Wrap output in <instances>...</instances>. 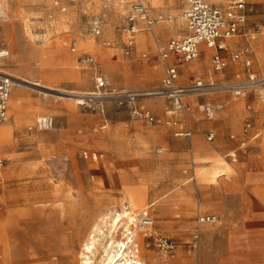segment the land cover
I'll use <instances>...</instances> for the list:
<instances>
[{"label": "rangeland", "instance_id": "rangeland-1", "mask_svg": "<svg viewBox=\"0 0 264 264\" xmlns=\"http://www.w3.org/2000/svg\"><path fill=\"white\" fill-rule=\"evenodd\" d=\"M127 1L132 0H0V49L9 51L0 62L1 70L53 90L14 85L12 92L18 90L19 97L14 101L12 94L10 118L0 125L11 126L10 134L0 141V160H5L0 167V191L5 189L3 196L0 193V239L7 236L11 251L6 259L0 255V264H82V245L94 222L101 223L104 234L91 261L105 264L103 248L111 239L113 211H122L125 203H132L127 197L131 192H139L142 202L140 206L131 204L132 209L150 206L154 232L177 245L174 255L164 258L144 248L141 234L136 236V254L143 264L231 263L233 244H240V260L264 263V237H251L247 247L243 246L247 240L234 242L237 237L232 234L264 224V220L257 224L248 220L250 211H264V187L255 196L246 186L250 166L264 172V140L246 142L239 149L246 120L254 123L256 119L259 125L255 129L264 137V103L257 96L264 89L250 91L238 100L227 94L186 98L189 110L183 118L190 121L192 139L211 146L210 155L196 146L193 154H184L173 126L132 121L125 110L114 106L100 115L63 99L62 92L93 90V72L82 62L85 55L95 58L111 86L142 90L161 85L163 74L156 47L184 33L181 0L143 1L150 15L170 17L172 22L158 23L152 35L138 33L131 56L123 54L119 32L121 5ZM213 1L225 4L227 0ZM249 5L253 11L245 27L228 39V51L219 54L228 56L238 46L255 41L264 48V0H249ZM97 16L104 24L101 35L95 37L90 21ZM255 30L256 38L251 40ZM204 49L196 61L181 67L179 85L194 77L233 81L235 73L242 70L241 63H229L223 73L213 71L214 51ZM143 54L147 57L142 58ZM257 75L264 77V73ZM209 102L226 105L210 121L200 110ZM144 104L161 118H169L168 100L154 98ZM233 105L237 110L232 111ZM223 115L237 117L239 122L233 132L236 143L225 150L227 140L215 133L214 140L207 142L206 134L197 130ZM39 117H53V127L38 129L35 122ZM159 148L162 153L157 152ZM234 152L236 161L227 156ZM216 160L230 169L215 181L204 180L199 173ZM192 168L196 177L189 181ZM153 201L158 202L151 206ZM199 209L215 215V223L197 226ZM124 223L112 230V238L122 235ZM205 226L209 230H204ZM194 233L199 234L196 249L189 245Z\"/></svg>", "mask_w": 264, "mask_h": 264}, {"label": "built area", "instance_id": "built-area-1", "mask_svg": "<svg viewBox=\"0 0 264 264\" xmlns=\"http://www.w3.org/2000/svg\"><path fill=\"white\" fill-rule=\"evenodd\" d=\"M181 3V19L185 24L186 34L158 44L156 47L157 58L164 66V76L160 86L142 90L111 86L106 81L101 66L95 58L91 55H85L82 62L93 72L94 88L90 91L74 92L69 96L75 106L100 115H103L109 106H114L125 110L130 119L135 122L148 125L166 124L175 126L176 121L157 117L152 110L144 105V102L154 98L166 99L170 103L168 114L175 117L186 115L189 107L185 103V99L190 96L227 94L233 99H238L250 91L264 89V77H258L257 74L251 71V63L248 60L244 62L247 68L245 78L233 81H204L200 77H196L186 85H178L179 67L188 65L199 58L201 44L219 51L223 48L217 44L219 39H229L238 34L240 27L246 22L247 0H227L223 6H216L209 3L208 0H181ZM121 7L123 9V23L119 27V32L123 37L122 51L125 56L134 54L135 37L138 33L152 32L160 22L167 24L172 22L170 17L151 16L143 0L127 1L122 3ZM103 24L104 19L101 16L94 17L90 21L91 34L95 37L100 36ZM256 33L257 31H254L251 37H254ZM248 51L246 47L237 49L231 53L229 61L237 62L239 59L246 58ZM8 56L7 49H0V62ZM146 57V54L142 55V58ZM211 64L215 72H221L227 67L228 61L216 52L212 55ZM14 83L15 79L0 68V125L7 120L8 103ZM201 108L205 117L212 118L222 106L206 103ZM35 124L40 130H49L53 127L54 120L51 117H39L36 119ZM248 129L249 126H246L244 132L247 133ZM29 130H32V127ZM175 136L190 138L191 131L178 128ZM259 137L260 134L256 133L252 136V139L255 140ZM212 139L213 134L210 133L207 140L211 141ZM162 151L160 148L157 149L158 153H162ZM4 163L5 160H0V167H3ZM123 208L133 218L130 221L128 233L133 237L132 248L136 253L138 243L135 242V238L139 232L143 237L144 248L153 249L164 258L174 254L177 247L174 240L154 232V220L151 217L150 206L135 211L130 203H125ZM216 220L215 215L200 214L197 216L196 222L201 225ZM198 239L199 234L195 233L191 243L193 248H197Z\"/></svg>", "mask_w": 264, "mask_h": 264}, {"label": "crops", "instance_id": "crops-1", "mask_svg": "<svg viewBox=\"0 0 264 264\" xmlns=\"http://www.w3.org/2000/svg\"><path fill=\"white\" fill-rule=\"evenodd\" d=\"M144 1V0H143ZM208 2L209 3H211V4H214V5H216V6H223L224 4H220V3H217V2H215V1H213V0H208ZM144 3V2H143ZM145 5V4H144ZM253 11V8L252 7H250V5H249V0H247V5H246V10H245V14H246V22L240 27V29H239V32H238V34L242 31V29L245 27V25H246V23H247V21H248V17H249V15H250V13ZM152 16V15H151ZM184 23V22H183ZM256 27V26H255ZM256 31V30H255ZM151 35L153 34V32L152 33H150ZM186 34V28H185V24H184V33L182 34V35H180V36H178V37H181V36H183V35H185ZM238 34H236V35H238ZM154 38V37H153ZM174 38H176V37H174ZM255 38H256V34H255V36L254 37H251L250 36V39L251 40H255ZM170 39H172V38H170ZM169 39V40H170ZM230 39V38H229ZM149 40V38L147 37V39H146V41H148ZM168 40V41H169ZM228 41V39H219L218 41H217V44L218 45H221L223 48L221 49V50H219L220 52L221 51H223V52H225V51H228V47H227V45H230V43H228L227 42ZM167 42V41H166ZM165 43V42H164ZM158 44H162V42H159ZM206 45L205 44H201L200 45V53L201 52H204L205 51V49H204V47H205ZM241 47H246V48H248V54H247V56H246V58H242V59H239L237 62H231V61H229V57H230V55H231V53L232 52H234V51H236L237 49H239V48H241ZM210 49V48H209ZM214 51V53H216V52H218V51H216V50H214V49H210V51ZM252 50H254V53H253V51ZM234 51H232L228 56H224V55H221L223 58H225L227 61H228V65H229V63H234V64H236V63H241L242 64V70L241 71H237L236 73H235V76H234V80L235 79H240V78H245L246 77V75H247V68H246V66H245V60H248V61H250V63H251V67H250V69H251V71L252 72H254L255 74H257V72H259V73H264V48H262L261 46H260V42L259 41H255V42H252V43H249V44H243V45H240V46H238ZM9 52V51H8ZM205 53V52H204ZM258 54H260L259 56H258ZM158 59V58H157ZM158 62H159V64L161 65V68H162V74H163V76H164V66H163V63L158 59ZM228 65H227V67H228ZM184 66V65H183ZM183 66H180L179 67V77L181 76V72H182V70H181V67H183ZM211 66H212V64H211ZM227 67L223 70V71H221V72H217V73H223L226 69H227ZM213 69V68H212ZM214 71V70H213ZM104 75V74H103ZM163 76H162V79H163ZM104 77H105V75H104ZM195 78V77H194ZM193 78V79H194ZM106 79V78H105ZM192 79V80H193ZM202 79V78H201ZM191 80V81H192ZM106 81H107V79H106ZM178 81H179V78H178ZM212 81V80H211ZM217 81H225L224 79H222V80H217ZM108 82V81H107ZM161 82H162V80H161ZM178 83V82H177ZM179 85V84H178ZM11 94H13L14 95V101H16V99L19 97V94H20V92L18 91V90H14ZM257 96L261 99V101H262V103H264V91H260V92H258L257 93ZM243 97H245V96H243ZM240 98H242V97H240ZM240 98H238V99H240ZM233 99V98H232ZM238 99H233V100H238ZM185 103H186V99H185ZM209 103H211V102H209ZM187 104V103H186ZM211 104H213V105H221L222 106V108L218 111V112H220V111H222V110H224V108H225V103L224 102H217V103H211ZM147 108H149L146 104H144ZM188 105V104H187ZM10 107H12V105H10ZM189 107V106H188ZM202 106H200V110L202 111V108H201ZM19 108H20V103H19ZM232 111H235V110H237L236 108H237V106L236 105H233L232 107ZM230 108V109H231ZM108 109V108H107ZM106 109V110H107ZM150 110H152L151 108H149ZM248 110H250V107H248L247 108ZM152 112L157 116V117H159V118H161L155 111H153L152 110ZM217 112V113H218ZM202 113H203V111H202ZM216 113V114H217ZM105 114V113H104ZM103 114V115H104ZM215 114V115H216ZM215 115H214V117H215ZM203 116H204V118L205 119H207L208 121H210V120H212L214 117H212V118H207V117H205V115L203 114ZM257 116H259V115H257ZM13 118V117H12ZM51 118H53V117H51ZM161 119H163V118H161ZM170 119H173L174 121H176V125L175 126H173V128H174V135H175V132L177 131V129L178 128H184V129H189L190 131H191V137L190 138H187V137H177V138H179V145H180V147L182 148V151H183V153L185 154V151H188V153H190V154H193L194 153V147L196 146V147H198L199 149H203V153H206V154H208V155H210L211 154V146H206L205 144H202L201 143V141H200V139H196L195 141L192 139L193 138V134H192V127H191V124H190V121H189V119L188 118H183V116H180V115H177V116H175V117H171V116H169V118H165V120H170ZM238 118L237 117H230V116H226V115H223V116H220L219 118H218V120L216 121V122H214V123H205V124H203V125H200L198 128H197V130H201L200 132H204L205 134H206V140H207V136L211 133V134H213V139L211 140V141H213L214 140V138H215V133H216V135H217V137L218 138H222V139H224V140H227L228 142H227V144H226V146L223 148V150H225L226 148H229V147H231L232 145H234L236 142H235V135L233 134V132H236L237 130H238ZM259 124H257V121H256V119H254V123H251V121H249V120H246L245 122H244V125H243V127H242V137L244 138V140L243 141H241L240 142V144H239V149H242V148H244L245 147V144H246V142H251V143H258L261 139L262 140H264V137H262V134L257 130V129H255L257 126H258ZM246 126H249V129H248V132L247 133H245L244 132V128L246 127ZM205 129H209V131H205ZM212 130V131H211ZM256 133H259L260 134V137L258 138V139H252V136L254 135V134H256ZM203 135V134H202ZM207 142H210L209 140H207ZM215 148V147H214ZM227 156H230L231 158H232V161H236V159H235V156H236V154H235V152L234 153H232V154H227ZM191 164L192 165H195V162H194V160L192 159L191 160ZM211 166H206V168L207 169H209ZM229 168L230 169V166L228 165V164H226V166H224L223 164H219V168ZM204 168L205 167H203V170H204ZM228 169V170H229ZM201 171L200 172V174H203V172H204V174L203 175H201V177L203 178V179H205V180H210V181H215L218 177H220V176H222V175H220V174H223L224 175V173L225 172H227L228 170H225L224 172H221L220 174H219V176H217L215 179H210L211 177H210V175H208L207 173H205V171ZM257 170H261V169H256V168H252L251 166L249 167V169H248V173H247V180H246V186L248 187V189L251 191V193H253L255 196H257L260 192H261V188L262 187H264V172H260V171H257ZM204 176V177H203ZM195 177H196V175H195V171H194V168H192L191 169V177L189 178V181H193L194 179H195ZM209 177V178H208ZM153 206V205H152ZM200 214H204V215H213V214H211V213H202L201 211H200V209L197 211V215L196 216H198V215H200ZM196 219H197V217H196ZM248 220L249 221H253V223H255V224H257V223H259V222H261L262 220H264V211H257V210H253V211H250L249 213H248ZM213 223H215V222H212V223H204V224H201V225H206V224H213ZM196 224H197V222H196ZM201 225H198L197 224V226H201ZM204 228V230H209V226H205V227H203ZM235 232H233L232 234H233V237H237V239L236 238H233V240H235L234 242H236V241H244V240H247V242H245L246 244H244L243 246H251V244H250V242H251V237H253V238H255V240L257 239V240H259L260 239V237H264V224H262V225H260V226H256L255 225V227H248V228H245V229H241V230H238L237 231V236H236V234H234ZM195 234V233H194ZM193 234V235H194ZM193 235H192V240H193ZM198 241H199V239H198ZM191 243H192V241L189 243V245H190V248H192V249H196V248H193L192 246H191ZM236 247H239V248H237L236 249ZM240 251H241V249H240V244H238V246L236 245V244H233V249H232V262L231 263H217V264H264V263H248V262H244V261H242V260H240ZM174 255V254H173ZM172 255V256H173ZM174 263V262H173ZM172 263V264H173Z\"/></svg>", "mask_w": 264, "mask_h": 264}, {"label": "bare ground", "instance_id": "bare-ground-1", "mask_svg": "<svg viewBox=\"0 0 264 264\" xmlns=\"http://www.w3.org/2000/svg\"><path fill=\"white\" fill-rule=\"evenodd\" d=\"M3 5V4H2ZM3 9V8H2ZM3 11V10H1ZM3 13V12H2ZM8 14V13H7ZM6 14V15H7ZM3 18V16H2ZM6 18V16H5ZM208 47L206 46V49ZM209 49V48H208ZM207 49V50H208ZM12 75V74H11ZM12 77L15 79V85L19 86V87H44L45 85H41L38 82L35 81H31L29 79L23 78V77H19V76H15L12 75ZM50 87V86H49ZM52 88V87H51ZM51 88H48V86L44 87V89H48L53 91ZM74 93V91L72 92H62V95H65V97H63V99H68L71 100V98L69 96H71ZM47 94H45L46 96ZM12 94L10 95V99H11ZM9 99V102H10ZM9 117V116H8ZM7 117V118H8ZM10 118V117H9ZM9 122V124L11 125V120L9 119V121H7V123ZM10 127L11 126H7V127H3L0 128V141L2 139H5L9 134H10ZM213 159V158H212ZM211 159V160H212ZM215 160V159H214ZM216 163L211 166L209 169H207L206 167L204 168L203 171H205V173H207L208 175H210V179H215L217 176H219V174L221 172H224L225 170H228L229 168H219V164L221 163L220 160H216ZM4 166V165H3ZM201 171V170H200ZM200 174V173H199ZM204 174V172H203ZM202 174V175H203ZM223 175V174H220ZM204 177V176H203ZM209 178V177H208ZM205 180V179H204ZM208 180V179H207ZM210 181V180H209ZM214 181V180H213ZM136 192V191H135ZM1 195L3 196V194L5 193V189L4 187H2L1 191H0ZM128 199L132 202L131 204L136 205V206H140L142 205L141 202V197L139 192L138 193H133L131 192V194H127ZM5 201V200H4ZM127 201V199H126ZM158 201H153L152 205H155ZM4 203L8 204L9 201H5ZM11 203V202H10ZM130 203V202H129ZM114 215L112 218V222H111V226L109 229V234L111 236L110 242L109 244L104 246V250H105V257H104V263L105 264H137V263H143L141 261V257L139 254H136V252H133L132 250V243H133V237L131 235H129L128 231H129V225H130V221L133 220L132 216L129 215V213L123 208L122 211H113ZM113 214V213H112ZM110 217V216H109ZM108 217V219H110ZM101 219V218H100ZM107 219V221H108ZM102 220V219H101ZM97 221V220H96ZM110 221V220H109ZM122 221H124V225L126 226L124 231L121 233L122 235L117 238L114 239L112 238V230H114L117 225L119 223H121ZM101 222V221H100ZM103 222V221H102ZM106 222V221H105ZM5 223V222H4ZM12 223V222H10ZM13 224V223H12ZM107 224V223H106ZM110 224V222H109ZM123 224V223H122ZM4 225V224H3ZM122 226V225H121ZM120 226V227H121ZM1 228V227H0ZM6 228V227H5ZM4 228V229H5ZM108 228V227H107ZM107 231V230H106ZM2 232V230L0 231V233ZM4 232H6L4 230ZM120 232V231H119ZM104 234V230L101 226V223H96L94 222L91 226L90 231L88 232L87 238L84 241L83 245H82V264H92L91 261V255H94V251H97V245L99 244V241L101 239V236ZM120 234V233H119ZM205 234V233H204ZM107 235V236H108ZM117 235V234H116ZM106 236V235H105ZM137 236H140V233H137ZM109 237V236H108ZM208 237V236H207ZM105 238V237H104ZM103 239V238H102ZM203 242V241H202ZM11 241L7 238V236L3 237L0 239V255L3 256V259L8 258L9 256V251L10 247H11ZM102 243V242H101ZM99 247V246H98ZM99 252V249H98ZM139 251H137L138 253ZM96 253V252H95ZM81 254V253H80ZM96 255V254H95ZM143 255V254H142ZM94 257V256H92ZM80 258V256H79ZM98 258V257H97ZM94 259V258H93ZM80 260V259H79ZM1 261V260H0ZM101 264V263H100Z\"/></svg>", "mask_w": 264, "mask_h": 264}]
</instances>
